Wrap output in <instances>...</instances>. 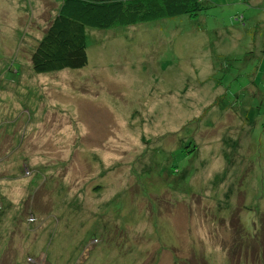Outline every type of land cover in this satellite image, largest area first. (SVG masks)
Here are the masks:
<instances>
[{"label":"rangeland","instance_id":"1","mask_svg":"<svg viewBox=\"0 0 264 264\" xmlns=\"http://www.w3.org/2000/svg\"><path fill=\"white\" fill-rule=\"evenodd\" d=\"M61 1L0 0V264H132L118 231L134 264H263L264 0L87 28L37 73Z\"/></svg>","mask_w":264,"mask_h":264},{"label":"trees","instance_id":"2","mask_svg":"<svg viewBox=\"0 0 264 264\" xmlns=\"http://www.w3.org/2000/svg\"><path fill=\"white\" fill-rule=\"evenodd\" d=\"M207 8H209V6L204 0H62L58 8L59 17L54 19L51 25L53 30L48 31L46 39L37 46L34 52H32V69L37 73H46L65 67L75 68L82 66L86 60V41L84 36L87 28L110 30L114 27L173 18L183 14L195 16ZM192 150L195 151L196 147L193 146ZM189 151L190 150H186L185 153ZM227 200L228 198L225 199L224 203H226ZM31 218L34 220L33 215H31ZM17 219L18 218L12 219L6 223L7 228L3 230V233L4 237L7 238L2 242L4 247H0V254H3V256L8 254L10 261L12 255L9 251L10 249L7 248V244L12 238V231L16 225L15 222ZM115 222L117 228L118 224L121 227L122 224L125 223L123 219H117ZM27 227L28 226H25L23 231L28 230ZM120 233L121 232L118 231V235L114 234V238L111 240L109 237L108 243L107 240H105L102 247L104 251L98 252H100L104 260H106L108 256L107 252L113 249L116 250L117 253L114 259H121L122 255L120 256L118 249L126 247L128 249V254L137 255L134 261H130L134 264L140 256L142 257L141 251L144 249L138 244L139 242L136 244L131 243L129 237L122 236L120 238ZM27 234L29 237L30 233L27 232ZM253 235H251V237ZM6 241L7 244L5 245ZM116 241H120L117 245L118 249L115 247ZM89 248L90 245L88 244L84 248V252L81 253V256L87 258L90 263V258H88L87 253ZM100 253L96 252L91 260H94ZM261 257V254L258 252V258L264 264V256ZM245 258L246 260L244 263L238 261V264H254L253 260L249 258L248 255ZM77 262V264H80L82 261L79 259ZM14 264L19 263L16 261Z\"/></svg>","mask_w":264,"mask_h":264}]
</instances>
